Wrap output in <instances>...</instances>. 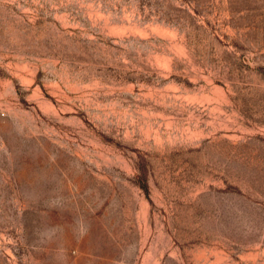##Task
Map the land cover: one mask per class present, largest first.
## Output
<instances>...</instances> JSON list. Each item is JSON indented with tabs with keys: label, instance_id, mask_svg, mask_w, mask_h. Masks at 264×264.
Here are the masks:
<instances>
[{
	"label": "rangeland",
	"instance_id": "rangeland-1",
	"mask_svg": "<svg viewBox=\"0 0 264 264\" xmlns=\"http://www.w3.org/2000/svg\"><path fill=\"white\" fill-rule=\"evenodd\" d=\"M0 264H264V0H0Z\"/></svg>",
	"mask_w": 264,
	"mask_h": 264
}]
</instances>
